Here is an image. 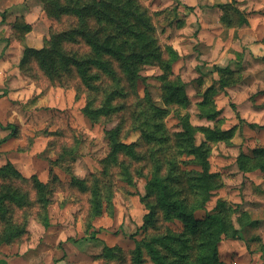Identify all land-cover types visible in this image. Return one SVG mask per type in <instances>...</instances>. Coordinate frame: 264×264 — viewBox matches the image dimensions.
<instances>
[{
	"label": "rangeland",
	"instance_id": "374dc122",
	"mask_svg": "<svg viewBox=\"0 0 264 264\" xmlns=\"http://www.w3.org/2000/svg\"><path fill=\"white\" fill-rule=\"evenodd\" d=\"M107 1L121 8L119 43L131 41L139 66L136 90L119 73L131 95L112 103L128 100L137 113L149 102L162 109L149 121L154 144L144 143L127 110L89 116L90 91L76 73L57 76L40 66L38 55L24 56L28 48H42L52 32L67 36L82 24L81 15L88 14L92 31L103 28L94 8H83V0H47V6L0 0L7 13L0 54L9 39L0 58V87L9 89L0 97V122L16 126L0 146V264L181 263L161 246L180 249L171 239L162 242L168 231L185 232L183 251L193 255L199 235L180 219L166 220L146 187L154 167L149 147L163 164L173 159L176 172L202 169L189 164L196 159L189 135L176 136L188 128L197 145L205 144L209 171L218 175L196 217L225 216L230 235L219 243L220 260L264 264V0ZM104 35L103 28L101 41ZM78 42L64 41L68 49L88 51ZM118 124V141H139L134 150L142 159L124 152L112 158L109 132ZM10 132L0 126V138ZM182 179L174 186L192 205L195 197Z\"/></svg>",
	"mask_w": 264,
	"mask_h": 264
},
{
	"label": "trees",
	"instance_id": "16d2710c",
	"mask_svg": "<svg viewBox=\"0 0 264 264\" xmlns=\"http://www.w3.org/2000/svg\"><path fill=\"white\" fill-rule=\"evenodd\" d=\"M42 1L47 6V0ZM83 2L86 1L83 0ZM89 6L94 8L93 19L97 21L98 26L104 28L105 35L103 41L100 40L99 36L103 28L92 31L86 25L87 22L88 24L90 23V17H88V14L82 13L85 14L81 15L82 24L78 25L77 23L78 26L65 33L67 36H60L52 32L50 38L45 39V45L42 48L35 50V52L28 48L24 56L27 57L29 53L38 55L40 66L46 72L55 73L57 76L61 75L64 71H68L70 75L76 73L81 82L90 91V93H86L88 100L84 108V111L88 112L89 116L99 113H104L105 115L112 114L114 116V114L119 113L121 110H127V112L129 111V117L134 118V127L142 129L144 143L148 145L154 144L153 139L157 137L153 138L154 135L149 129V121L154 117L159 118V111H162V109L154 103L149 102L141 106L139 113H137L133 109L131 110L132 104L128 100L112 103L115 100H121V98H129L131 95L127 94L124 87L121 86L120 72L126 77L125 85L128 84L131 91L137 89L138 82L136 83V79L139 77V66L134 61L135 51L133 50V45L130 43L131 41L128 39L129 43H119L120 33L124 30L123 25H121L122 17L119 14L121 8L119 5H115L107 0H87L83 8ZM0 15V24H3L6 22L7 13L0 10ZM27 27L28 30H31L30 26ZM80 40L88 45V51L78 53L74 47L70 49L66 47V43L68 42L64 43V41L79 43L78 41ZM4 41H6V46L0 54V58L4 55L9 39H4ZM140 60L143 61V59ZM104 75L106 77L103 80ZM0 91H2L0 94V97H2L9 92V89L8 87H0ZM92 97L94 99H91ZM144 99L145 96L143 97ZM93 102L99 105L94 107ZM144 115L146 117L140 123H137ZM144 120L145 123H142ZM0 126L5 129H11L9 134L0 138L1 146L14 136L16 126L10 123L4 125L1 122ZM120 128L121 126L118 124L114 131L109 132L112 144V158L115 160L117 152H124L135 159H142L143 156L134 150L140 144L138 143L139 141L130 144H122L118 141L116 133ZM191 132L188 128L186 133H177L176 136L189 135L188 138L191 139V150L189 152L196 157V159L189 160V164L199 165L202 169L181 172L178 167V172H176L177 163L173 159H169L168 161H164V164L169 165V170L166 171L163 169L164 164L162 163V159L157 158L153 154V148L149 147L148 159L153 163L154 167L150 176L146 177V187L148 195L156 198L158 208L166 220L171 219L170 217L180 219L185 226V230L191 234L199 235V241L196 243V252L193 255H189L188 250L183 251L187 247L183 238L185 232L168 231L169 234L161 238L162 242L165 239H171L175 241L176 246L182 251L180 249L177 250L174 245L163 243L161 246L167 248L171 253H176L181 259V263H174L172 261L173 263L167 262V264H224L219 258V243L222 241L223 236L230 235L227 230L230 225L227 224L225 216L219 211L208 214L204 219L196 217V212L199 209H205V203L211 198L212 190L216 189V186L213 185V180L218 175L209 171V156L203 149L205 144L197 145L195 137ZM177 141L180 140L177 139ZM109 162L114 163V161ZM259 168L264 170V165H260ZM123 169L127 172V166H124ZM163 170H165V173ZM182 177L186 179L187 187L195 197V202L192 205H187L186 197H181V189H176L174 186V184L184 181ZM261 192H264V190ZM97 204L99 205L98 202ZM147 247L157 254L156 249L151 248L150 243L147 244ZM3 264H7L6 261Z\"/></svg>",
	"mask_w": 264,
	"mask_h": 264
},
{
	"label": "crops",
	"instance_id": "0c3cea01",
	"mask_svg": "<svg viewBox=\"0 0 264 264\" xmlns=\"http://www.w3.org/2000/svg\"><path fill=\"white\" fill-rule=\"evenodd\" d=\"M40 1H38V3H39ZM39 4H41V3H39ZM41 12V11H40ZM39 30V29H38ZM40 31V30H39ZM39 38V37H38Z\"/></svg>",
	"mask_w": 264,
	"mask_h": 264
}]
</instances>
